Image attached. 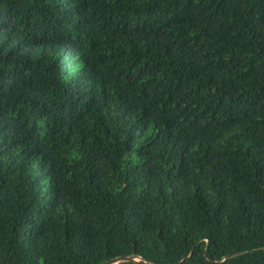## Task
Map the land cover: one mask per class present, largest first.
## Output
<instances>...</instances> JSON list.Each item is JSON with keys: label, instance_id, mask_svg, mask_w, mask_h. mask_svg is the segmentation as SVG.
<instances>
[{"label": "trees", "instance_id": "1", "mask_svg": "<svg viewBox=\"0 0 264 264\" xmlns=\"http://www.w3.org/2000/svg\"><path fill=\"white\" fill-rule=\"evenodd\" d=\"M129 254L264 264V0H0V264Z\"/></svg>", "mask_w": 264, "mask_h": 264}, {"label": "water", "instance_id": "2", "mask_svg": "<svg viewBox=\"0 0 264 264\" xmlns=\"http://www.w3.org/2000/svg\"><path fill=\"white\" fill-rule=\"evenodd\" d=\"M123 261H136L140 264H147V261L138 255H120L104 261L101 264H116Z\"/></svg>", "mask_w": 264, "mask_h": 264}]
</instances>
